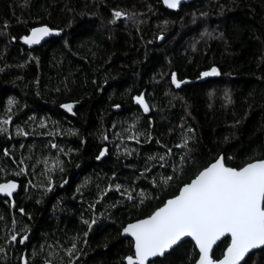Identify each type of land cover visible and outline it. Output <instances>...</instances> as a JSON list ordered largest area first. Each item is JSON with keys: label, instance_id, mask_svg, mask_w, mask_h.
<instances>
[{"label": "trees", "instance_id": "16d2710c", "mask_svg": "<svg viewBox=\"0 0 264 264\" xmlns=\"http://www.w3.org/2000/svg\"><path fill=\"white\" fill-rule=\"evenodd\" d=\"M115 10L133 19L121 17L109 23ZM40 23L62 29L61 36L27 49L19 37ZM161 35L163 39H158ZM213 66L219 78L188 83ZM0 69V118L10 97L18 101L11 109L13 122L0 135V167L8 169L0 173V182L11 179L19 184L14 208L12 201L0 198L4 218L0 246H5V228L27 229L29 234L24 245L6 246L0 264H20L21 256H27L30 264H43L49 246L57 252L52 264H61L62 259L67 264L63 249L77 234L82 239L85 231L89 232L87 245H79L83 254L76 264H125L123 257L133 249L131 240L121 237L122 226L150 214L198 168L221 154L231 157L227 162L233 166L264 158V0H194L176 12L166 10L161 0H0ZM172 72L185 81L179 88L171 84ZM141 93L150 106L148 113L133 102ZM77 101L71 115L61 110V104ZM116 104L118 109L113 107ZM30 116L36 120L26 123ZM136 117L152 141L145 142L143 136L141 144L117 139L116 134ZM40 119H45L46 128L38 126ZM53 122L64 132L42 135L53 130ZM18 126L29 135H17ZM182 127L195 130L191 159L181 179L156 188L153 179L160 182L162 176L171 175L179 157L167 169L150 162V173L142 176L146 157L162 152L161 145L179 143ZM69 130L79 135L66 134ZM49 141L65 151L73 149L71 163L62 157L65 171L55 173L51 191L30 186L26 190L29 179L34 183L43 179L39 168L35 177L31 175L36 158L57 155ZM105 145L107 154L97 160ZM117 145L135 149L138 155L126 156ZM4 149L11 158L3 155ZM29 156L32 160L25 159L28 174L17 176L13 159L18 162ZM62 176L67 181L63 187ZM85 181L90 184L81 195L77 188ZM109 181L136 192L143 189L146 198L133 203L109 191L97 203V223L89 231L82 222L92 218L88 205L96 200L97 185L104 188ZM224 247L222 242L217 244L214 256L220 257ZM193 251L192 242L184 241L157 259V264H189ZM249 264H264V253H252Z\"/></svg>", "mask_w": 264, "mask_h": 264}, {"label": "snow or ice", "instance_id": "6c2138e0", "mask_svg": "<svg viewBox=\"0 0 264 264\" xmlns=\"http://www.w3.org/2000/svg\"><path fill=\"white\" fill-rule=\"evenodd\" d=\"M163 4L168 9H176L181 4V0H163ZM113 19L109 23H115L117 18L126 17L133 19L128 13L115 10L112 13ZM19 22V21H18ZM4 29L8 27L7 22L4 24ZM62 29L50 27L46 23H40L38 26H32L27 34L19 37L24 45L29 47L39 45L45 37L50 35H60ZM13 40L16 37H12ZM158 39H163L161 35ZM31 58V56H29ZM2 70V69H0ZM220 72L217 67L213 66L207 71L200 73V77L219 76ZM185 81L178 80L175 72L171 73V84L179 88ZM38 83V82H37ZM95 83V81H94ZM59 91V89H57ZM225 99L230 103L229 94L225 93ZM133 100L144 113L150 110L149 104L146 102L144 94H139L133 97ZM74 103H63L61 108L67 112H72ZM18 101L14 97L7 100L6 111L3 118H0V135L7 133V125L13 122L11 109ZM114 108H119L120 105H113ZM36 117L30 116L29 121L34 122ZM139 117H136L132 123L128 125L122 132L117 133V139H126L134 141L136 144H141V137L145 138V142L152 141L150 133H146L139 127ZM149 125L151 121L148 122ZM54 127L51 132H44L42 135L55 136L64 132L59 129V123L53 122ZM40 128H46L45 119L39 120ZM59 130V131H58ZM17 135L28 136L29 132L23 128L17 127ZM194 129L191 127H182L180 134V142L173 147L161 145V141L156 140L157 145H161L162 152L150 154L146 157L145 167L141 175L149 174L151 169L149 164L152 161H157L160 168L167 169L173 160H178L172 164V174L161 177L160 182L153 179V185L156 188L162 186H170L178 179L182 178L185 171L184 165L191 159L190 143L194 139L192 135ZM66 134L79 135L75 130H69ZM103 140L107 141L108 136L104 135ZM227 139V138H226ZM83 143V141H81ZM23 147V145H22ZM49 147L57 150V155L38 156L32 163L33 172L31 175H37L35 169L39 168V176L43 177L38 183H34L33 179H29L27 187L38 188L44 192L51 191L55 186V173L65 171L66 161L62 157H68L67 163H71V153L73 149L65 151L58 143L49 141ZM117 151L123 149V154L131 156L133 153L138 155L137 150H129L124 145H117ZM174 149H179L177 153ZM108 152L107 145L99 150L96 156L100 160ZM3 155L10 157L7 149H4ZM25 159L32 160V157L22 158L18 162L13 159V163L17 164L14 169L15 174H28V165L25 164ZM231 157H225L223 154L213 158L210 162L197 169L192 177L187 181H182L177 185L173 195L166 200H161L150 214L143 218H137L134 221L122 226L121 235L131 238L132 253L123 257L126 264H157V259L164 257L169 250H175L174 246L179 247L184 240L182 238L190 237L193 243V253L189 254V264H249L252 250H259L264 253V158H253L244 162L241 165H230L227 161ZM8 169L0 167V173H6ZM178 173L180 175H178ZM115 175V174H114ZM67 181L61 177V187ZM90 181H85L77 192L83 195L81 189L88 187ZM18 183L14 180H5L0 182V194H4L6 198H11L17 190ZM97 197L92 203H89L88 208L92 211L91 219H83V224L90 231L94 224L97 223L95 212L96 205L103 201L109 191L115 190L128 201L139 199L141 203L146 198V194L141 189L136 192L135 188L126 186L121 183H113L109 181L106 187L101 188L97 185ZM136 193V195H133ZM7 203L8 200L6 199ZM40 201L38 200L37 203ZM12 207H15L14 201L11 202ZM113 204L111 207H115ZM21 215L24 214V209L20 208ZM30 218V216H29ZM4 218L0 216V220ZM16 223L15 220L12 221ZM6 237L5 246H0V256L6 255L7 247L13 244L24 245L29 239L27 229L17 232L15 230L8 231L5 228ZM89 232L83 233V238L80 235L71 238V244L66 249H63L67 257V264H76L79 257L83 254V250L79 245L83 243L87 245V237ZM225 244L224 250L220 257L214 256L213 246L217 241ZM49 252L44 258L43 264H52V259L57 255V252L49 246ZM198 250V251H196ZM44 251V246L41 245L40 252ZM37 251L33 250V257L37 255ZM20 264H30L27 256H21ZM61 264H64L63 259Z\"/></svg>", "mask_w": 264, "mask_h": 264}, {"label": "water", "instance_id": "95a60500", "mask_svg": "<svg viewBox=\"0 0 264 264\" xmlns=\"http://www.w3.org/2000/svg\"><path fill=\"white\" fill-rule=\"evenodd\" d=\"M194 0H181V4L178 6V8H176V9H168L164 4H163V0H161V4H162V6L166 9V10H168V11H171V12H176V11H178L179 10V8L181 7V6H183V5H185V4H189V3H191V2H193ZM59 36H61V33H60V35H55V34H53V35H50V36H48V37H45L44 38V40H42L41 41V43L39 44V45H33V46H31V47H29V46H27V45H24L23 43V46L24 47H26L27 49H33V48H38V47H40L42 44H44L47 40H49V39H52V38H57V37H59ZM220 77V75L219 76H209V77H200V75H199V77L195 80V81H191V82H188L189 84H194V83H201V82H204L205 80H207V79H213V78H219ZM133 102L135 103V101L133 100ZM135 105H137L136 103H135ZM138 107H139V105H137ZM74 107H75V104H74ZM74 107H73V109H74ZM139 109L143 112V110L139 107ZM61 110L63 111V112H65L66 114H68V115H71V113L70 112H67L66 110H64L63 108H61ZM144 113V112H143ZM18 190H19V184H18V188H17V190L13 193V196L11 197V198H6L5 196H4V194H0V198H2V199H8L9 201H12L13 200V197L18 193ZM121 237L123 238V239H130L131 240V238L130 237H126L125 235H121ZM184 241H190V242H192L191 241V238L190 237H185V238H182ZM224 240V238L222 237L221 238V241H217V244H219L220 242H222ZM194 242H192V244H193ZM216 244V245H217ZM216 245H214L213 246V249L216 247ZM176 248V246H174V249ZM170 251H172V250H169V252ZM196 251H198V250H196ZM256 251H259V250H252V253H254V252H256ZM168 253H166L165 255H167ZM163 257H160V258H156V259H162ZM125 264H126V261H125Z\"/></svg>", "mask_w": 264, "mask_h": 264}]
</instances>
